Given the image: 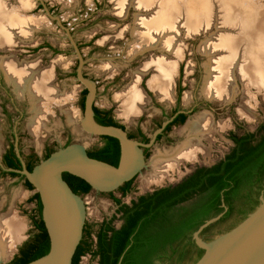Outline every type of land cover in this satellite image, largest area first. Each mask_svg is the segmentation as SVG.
Wrapping results in <instances>:
<instances>
[{"label":"rangeland","instance_id":"obj_1","mask_svg":"<svg viewBox=\"0 0 264 264\" xmlns=\"http://www.w3.org/2000/svg\"><path fill=\"white\" fill-rule=\"evenodd\" d=\"M21 1L27 5L20 8ZM8 2L23 18L40 19L41 24L32 29L31 37L24 35L25 39L0 45V70L7 88L4 91L0 88L5 109L2 110L0 101V155L14 139V132L19 135L18 144L23 155L34 163L44 159L48 149L53 151L72 142H81L88 149L95 148L99 136L85 131L81 125L84 110L80 100L87 87L76 75L79 56L70 35L84 58V75L96 81L94 103L99 108L111 109L116 120L125 126L126 131L137 135L141 129L148 138L153 139L160 129V124L165 121L161 105L168 112L175 103L182 108L190 109L185 122L173 127L170 133L171 142L168 143L165 138L149 145L146 167L134 178L132 190L124 196L119 189L113 191L123 202L130 203L140 194L178 182L197 163L208 164L221 158L232 146L228 134L256 132L259 126L264 124V79L261 86L257 87L254 84L247 86L246 82L236 77L234 86L236 93L225 102L209 99L203 92L208 75L206 65L213 60L211 58L213 56L203 51V45L215 42L218 30L226 26L223 22L229 21V18L244 23L258 22L257 18L253 19L255 16L252 12L256 11L257 14H261L260 17H264V0H150V3L146 4L147 9L139 8L135 3L137 0H126L122 12L116 7L114 0H8ZM172 7L181 23L186 22L193 13H198V17H195L197 22L198 19L209 17L210 7L215 9L214 12L219 14L217 16L222 22L217 26L212 24L208 28L201 22L196 23L197 30L191 35L187 34L185 26L181 27V35H178L181 53L179 57H174L178 65L173 79L172 99H160L149 85L153 72H144L140 75L138 85L146 97V102L137 116L128 119L120 110L122 96L129 89L134 74L151 56L173 57L170 52L162 50L159 43L146 51L134 52L133 45L138 38L136 34L138 22L141 19L153 20L165 8L171 10ZM8 13L9 18L12 15L14 16L12 19L17 16L14 11ZM166 33L168 34L167 31ZM44 45H51L57 50L53 52L49 47L40 49ZM9 57L15 58L18 62L37 61L42 70L52 69L51 83L61 96L62 102H50V113L45 119V124H41L37 131H33L30 126L36 114L34 110L36 97L30 92L22 95L16 91L3 67V62ZM245 94L249 98L250 116L242 115L239 110ZM177 98L179 99L176 102ZM202 115L211 118L213 128L212 138L200 135L199 145L202 143L207 152L204 154L199 150L196 153L197 157L182 160L177 167L168 169L160 182L143 184L142 178L153 174L156 160H162L164 157L157 156L171 155L174 150L181 148L179 146L186 144L189 140V130L182 134L180 131L184 130L189 121L194 122ZM221 123L224 124L222 128L219 126ZM34 193L35 189L28 188L24 178L4 173L0 169V218L5 219L11 215L13 221L19 223L15 236L11 231L13 246L10 244V251L7 252L3 246L0 247V264L13 262L19 255L20 248L30 242L36 234L32 219L36 215V201L31 199ZM82 197L87 212L84 228L86 232H91L93 240H96L102 222L113 220L115 226H120L122 220L118 213V205L108 192L92 188L90 192L82 194ZM213 230L202 237H207ZM95 248L96 244H93V249ZM79 264H98V258L92 253H87L81 257Z\"/></svg>","mask_w":264,"mask_h":264},{"label":"trees","instance_id":"obj_2","mask_svg":"<svg viewBox=\"0 0 264 264\" xmlns=\"http://www.w3.org/2000/svg\"><path fill=\"white\" fill-rule=\"evenodd\" d=\"M87 91L84 90L81 100L83 109ZM98 122L123 127L112 119L107 120L106 116L98 118ZM258 134L256 137L255 133H231L236 144L223 161L209 168L197 169L176 185L162 186L141 195L131 204L123 203L113 191L108 192L117 203L124 222L119 228L113 225L112 220L102 222L96 240L84 228L86 234L83 233L76 249L73 264H79L81 257L91 251L93 256L99 257L100 264H191L198 260L204 249L197 245L193 234L203 223L224 212L218 221L203 230L202 235L226 222L221 233L235 226L260 204L264 195V125L260 126ZM103 137L105 145L89 155L118 165L121 155L118 138ZM53 151H49L45 158ZM10 155L16 163L10 160L6 166L21 169L16 154L11 151ZM35 164L28 165V169L32 170ZM21 176L25 185L34 189L33 184L24 175ZM63 177L78 194L92 190V186L79 176L64 172ZM133 181L134 178L125 182L119 191L127 195L133 188ZM31 199L36 201L33 223L37 233L20 248L19 255L11 263H27L50 250V237L42 218L39 193L36 192ZM213 236L204 238L209 240ZM93 244H96L95 249Z\"/></svg>","mask_w":264,"mask_h":264},{"label":"bare ground","instance_id":"obj_3","mask_svg":"<svg viewBox=\"0 0 264 264\" xmlns=\"http://www.w3.org/2000/svg\"><path fill=\"white\" fill-rule=\"evenodd\" d=\"M114 1L116 7L122 12L126 0ZM135 3L139 8L147 9L146 4L150 3V0H139V2L137 0ZM26 5L25 2L22 4L21 1L20 8ZM13 8L8 0H0V45L25 39L24 35L31 37L32 29L41 24L40 19H25L21 14H17ZM12 11L17 14L14 19H12L14 17L13 15L9 18L10 13L8 12ZM214 11L215 9L210 7L211 15L198 19V22L195 18L198 17V13H193L186 22L181 23L179 22L180 18L174 14V7L171 10L165 8L153 20L141 19L138 22L139 27L136 30L138 38L133 45L134 52L140 53L146 51L148 48L153 47L154 44L159 43L161 49L170 52L173 57L164 55L151 56L141 66L134 74L129 89L122 96L123 103L122 109L120 110L122 115L130 119L142 111L146 97L140 90L138 83L140 75L147 71L153 72L149 85L159 95L160 99H172L173 79L176 66L178 65L174 57H179L181 53V49L178 46V42H180L178 36L180 29L185 26L184 29H187V34L191 35L197 30L196 23L201 22L205 25V28L210 27L212 24L217 26L222 21L217 16L219 14ZM252 15L255 16L253 19L257 18L259 21L255 23H244L234 21V18H229V21L226 22L224 21L223 23L226 26L218 30L217 37L214 39L215 42L212 44L205 43L203 45V51L213 56L211 57L213 58L212 62L206 65L208 75L205 79L203 92L207 98L217 102H225L233 98L236 93L234 87L236 77L241 78L244 83L246 82L247 86L249 84H254L257 87L261 86L264 79V41H262L264 40V17H260L261 14H257L256 11L252 12ZM170 32L174 34H170ZM3 65L17 92L22 95L30 92L36 97L34 106L36 114L30 126L33 131H37L41 127V124H45V119H47L50 113V102H62L61 96L51 83L53 79L52 69L47 68L42 70L37 61L18 62L12 57L6 59ZM247 97V94H245L239 110L242 115L250 116L251 107L248 104L249 98ZM210 119L207 115H202L194 122L189 121L184 130H179L181 134L189 130L188 142L183 144V146H179L181 148L174 150L170 153L171 155H158L157 158L164 156L163 159L156 160L154 173L152 174L150 172V175L147 177L144 176L141 182L146 185L152 182H160L166 175L168 169L177 167L182 160H190L197 157L196 153L199 150L205 154L207 149L202 147V143L199 145V141L201 142L200 135L207 138L212 136L213 128ZM219 126L222 128L224 124L221 123ZM214 130L216 129L214 128ZM18 229L19 223L16 220L13 221L11 215L5 219L0 218V247L3 246L2 248L7 252L10 251V246L12 245L11 231L15 236Z\"/></svg>","mask_w":264,"mask_h":264},{"label":"water","instance_id":"obj_4","mask_svg":"<svg viewBox=\"0 0 264 264\" xmlns=\"http://www.w3.org/2000/svg\"><path fill=\"white\" fill-rule=\"evenodd\" d=\"M70 38L79 56L77 77L88 90L81 125L91 134L118 138L121 147L120 161L118 165H113L93 158L86 145L72 142L53 151L32 170L26 167L24 161L22 169L8 168L0 162L5 171L20 173L33 184L40 195L42 218L50 237V250L46 254L27 263L11 264H73L74 254L83 238L87 212L82 194L72 189L63 173L79 176L92 188L102 192L117 190L146 167L143 147L153 143L161 131L160 128L151 142L145 144L131 138L121 126L105 125L95 120L96 81L84 75V58L72 35ZM166 124L167 122L164 123ZM16 151L21 158L19 147ZM223 214L224 212L208 219L194 232V239L204 249V253L191 264H264V195L260 198V204L243 220L221 233L219 232L224 229L226 222L218 224L208 235L214 236L204 240L200 235L202 230L218 221Z\"/></svg>","mask_w":264,"mask_h":264},{"label":"flooded vegetation","instance_id":"obj_5","mask_svg":"<svg viewBox=\"0 0 264 264\" xmlns=\"http://www.w3.org/2000/svg\"><path fill=\"white\" fill-rule=\"evenodd\" d=\"M45 44V43H44ZM36 47V46H35ZM38 47V46H37ZM45 47H49L50 49L52 48V51L53 52H55L57 49H55L54 47H52L51 45H48V46H41V48L40 49H43V48H45ZM29 50H33V49H29ZM76 75H77V72H76ZM0 88L2 89V91H4L5 90V80H4V76H3V73L1 72V70H0ZM7 89V88H6ZM3 94H1L0 95V101H2V99H3V96H2ZM178 99L179 98H177L175 101L177 102L178 101ZM82 100V99H81ZM81 100H80V104H81ZM4 102L2 101V110L3 111H5V109H4ZM85 105V104H84ZM81 107H82V105H81ZM94 108H98V109H100V110H102V112L101 113H98V112H96L95 111V109H94V118H95V120L98 122V118H103L104 116H106V119L107 120H114V121H116L117 123H119L120 125H122L119 121H117L116 120V118H115V116H114V114H113V111L111 110V109H106V108H99L95 103H94ZM160 108H161V113H162V115H163V117H165V121L163 122V123H161L160 124V128H161V131L156 135V137H155V140H154V142H157V141H159V140H161V139H165L166 138V140H167V142L169 143V142H171L170 141V138H171V136H170V133L172 132V129H173V127H177V126H179L180 124H183L184 122H185V120H186V118H187V116H188V113H189V111H190V109H185V108H182V107H180V106H178L177 105V103H175V105H174V107L173 108H171V111L170 112H168L167 110H166V108L165 107H163L162 105L160 106ZM83 109V108H82ZM84 110V109H83ZM165 122H167V124L166 125H164V123ZM212 123H214V118H213V116H212ZM262 125H264V124H262ZM123 126V128L124 129H126L125 128V126L124 125H122ZM259 128H260V126H259ZM259 128L257 129V131L256 132H247V133H255V135H256V137H258L259 136V134H258V130H259ZM226 129V128H225ZM225 129H222V131H224ZM128 132V135L130 136H133V138H135V139H137V140H139V141H141V142H143V143H145V144H149L150 142H151V139L150 138H148V136H146L144 133H143V131L140 129L139 131H138V133H137V135H135V134H132L131 132H129V131H127ZM232 133H235V132H232ZM237 134V133H236ZM243 134H245V133H241V134H239V135H243ZM104 135H100L99 136V139H98V141H97V143H96V146H95V148L94 149H88L87 148V151H88V153H92V152H94V151H97L98 149H100V148H102L104 145H105V139H104V137H103ZM228 136H229V138L231 139V141H232V146H231V148L221 157V158H218V159H216L215 161H213V162H210V163H208V164H196L190 171H189V173H187L183 178H181L178 182H176V183H174V184H169V185H176V184H178V183H180V182H182L184 179H186L187 177H189L190 175H192L197 169H199V168H209V167H212V166H214V165H216V164H218V163H220L221 161H223L226 157H227V155L232 151V149H233V147L235 146V141H234V139L232 138V136H231V133L230 134H228ZM13 137H14V139L12 140V142H10V144L8 145V147L6 148V150L0 155V162L2 163V165L3 166H5V167H8V166H6V163L7 162H9L10 160H13L14 161V163H16V160H14L12 157H11V155H10V152L11 151H13L15 154H16V157L18 158V160H19V162H20V165H21V169L23 168V163H22V161H24V163H25V165H26V167L28 168V165H32V164H34V162H32V161H30L29 159H27L24 155H23V153H22V150L20 149V155H21V158L18 156V153H17V151H16V148L17 147H19V144H18V142H19V135L17 134V133H13ZM143 150H144V154H145V157H147V155H148V153H149V150H150V146H145V147H143ZM49 151H51L50 149H48L47 150V153L49 152ZM36 165V164H35ZM8 168H12V167H8ZM0 169L2 170V171H5L3 168H2V166L0 165ZM14 169H16V168H14ZM20 174V173H19ZM17 176H20V177H22L21 176V174L20 175H17ZM132 186H133V184H132ZM164 186H167V185H164ZM160 187H162V186H160ZM157 188H159V187H157ZM157 188H155V189H153L152 191H149V192H146V193H143V194H140L137 198H135V199H133V200H137L141 195H144V194H147V193H151V192H153L154 190H156ZM35 189V188H34ZM121 192V191H120ZM35 193H36V191H35ZM34 193V194H35ZM122 193V192H121ZM33 194V195H34ZM122 196H124L123 194H122ZM132 200V201H133ZM132 201L130 202V203H127V204H131L132 203ZM123 202V201H122ZM123 203H126V202H123ZM118 213H120V212H118ZM122 213H120V219L122 220L121 221V224H120V226L122 225V223L124 222L123 221V219H122ZM35 216V215H34ZM32 219H33V217H32ZM112 222H113V220H112ZM34 224V223H33ZM114 225V224H113ZM115 226V225H114ZM120 226H115L116 228H119ZM35 228V227H34ZM204 230V229H203ZM203 230H202V232H203ZM202 232H201V237L203 236L202 235ZM37 233V232H36ZM193 238H194V234H193ZM203 238V237H202ZM204 240H205V238H203ZM195 240V239H194ZM88 253H92V251L91 252H88ZM87 254V253H86ZM98 258V264H100V261H99V257H97Z\"/></svg>","mask_w":264,"mask_h":264}]
</instances>
